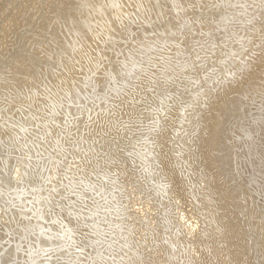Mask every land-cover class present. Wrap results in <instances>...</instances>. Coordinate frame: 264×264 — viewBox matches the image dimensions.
<instances>
[{"label": "water", "instance_id": "obj_1", "mask_svg": "<svg viewBox=\"0 0 264 264\" xmlns=\"http://www.w3.org/2000/svg\"><path fill=\"white\" fill-rule=\"evenodd\" d=\"M209 2L0 0V264H93L99 229L119 255L97 264H264V12ZM172 39L214 48L165 87Z\"/></svg>", "mask_w": 264, "mask_h": 264}, {"label": "snow or ice", "instance_id": "obj_2", "mask_svg": "<svg viewBox=\"0 0 264 264\" xmlns=\"http://www.w3.org/2000/svg\"><path fill=\"white\" fill-rule=\"evenodd\" d=\"M206 7L210 9H215L218 7H223V8H232V9H242L243 11L239 13L241 16H250V19H246L244 23L248 25H252L253 21L256 18V13L257 9L261 10L264 12V0H251L250 3H216L210 2L205 5ZM144 5H141L137 9V14L139 15L140 13L145 11ZM179 7V6H177ZM251 10V12H249ZM147 11H151V9H147ZM121 24L124 25L125 20H128V17L126 16H121L119 17ZM228 19L231 21L233 17H228ZM135 22V21H132ZM188 24L191 25H197L199 24L201 27L199 29L195 27H188ZM203 18L201 17L200 19L193 18L191 21L186 23V27H188V31L191 33L192 36L199 35L201 38L206 37L208 35L207 32L203 30ZM253 34H255L256 30L255 28L250 29ZM261 39H264V29H261ZM235 33L231 34L230 38L234 39L235 38ZM173 37H175V33L172 34ZM142 47H145V45H141ZM155 46V41L151 42L150 44L146 45V47L149 50H152ZM175 47L177 49L176 53L174 55H169V56H160V64L159 66L156 64H153L151 62V58H149L148 64L149 68H157L160 75L156 77L165 87L170 83V82H175L176 79L181 78L184 73H194L197 68L201 67L203 62L208 58V56L211 54L212 48H214V45H212L209 41L206 39H200L196 40L194 43H190L187 48H184L183 46V41L177 42L175 39L172 40H165L163 44L161 45V50L167 48L171 49V47ZM143 63V62H142ZM155 75V73L153 74ZM189 80L190 83L195 84L197 80L193 78L192 76H187L184 77ZM153 83H155V80H153ZM39 118V117H38ZM39 125H37V135L39 132ZM26 171V170H25ZM64 179H67V175H64ZM41 180H43L44 184L50 183V177L47 176H41ZM0 183H4L3 181H0ZM11 183V178L9 177L7 180V184ZM7 184H5V187H7ZM69 184H71V181H69ZM67 188L68 185H65ZM41 189L38 187L34 189V191H40ZM49 195L47 197H42L40 199H33L32 201V207L28 209L29 212H31V216L28 217L29 223L24 225L21 228V231L23 232H33L34 228L31 225V220L33 218H38L42 212L45 211L44 206L48 205L50 206L51 204V198L54 196V194H57L59 192V189L57 186L53 185L50 189H48ZM70 195H76L75 189H72L70 192ZM63 198V197H62ZM103 199V197H101ZM6 205H11L13 209H16L18 212L23 213L26 208L27 202L25 201L22 204H15L10 200H5L4 201ZM37 205H41V207H37ZM101 206L99 205L98 202H96V208H100ZM87 211L92 213L93 215H99V212H92V209L88 207L86 203H84L83 207L79 209V215H83V213ZM90 218V217H86ZM19 223V221H18ZM89 235L95 236L96 240L94 244L90 242V246L94 247L96 251V255L92 256L89 255L86 259L90 260L93 262V264H97V262H105L107 260H115L116 257L119 255L118 251H115L112 249L111 244L108 245V247H105V240L108 236L106 232H104L102 229L97 230L95 233H89ZM69 239L71 237L69 236ZM95 245H99V248L96 249ZM61 251H66L63 245L59 246ZM55 251V250H53ZM77 251L80 252L82 251L79 247H77ZM48 254L46 253V256Z\"/></svg>", "mask_w": 264, "mask_h": 264}]
</instances>
